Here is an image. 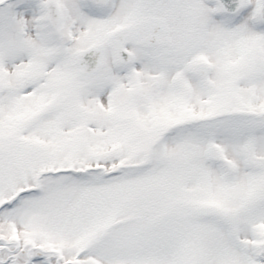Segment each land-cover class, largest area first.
Listing matches in <instances>:
<instances>
[{
	"label": "snow or ice",
	"instance_id": "obj_1",
	"mask_svg": "<svg viewBox=\"0 0 264 264\" xmlns=\"http://www.w3.org/2000/svg\"><path fill=\"white\" fill-rule=\"evenodd\" d=\"M0 264H264V0H0Z\"/></svg>",
	"mask_w": 264,
	"mask_h": 264
}]
</instances>
